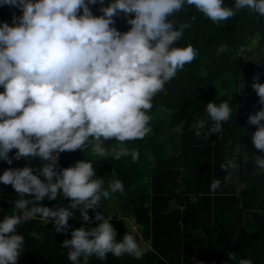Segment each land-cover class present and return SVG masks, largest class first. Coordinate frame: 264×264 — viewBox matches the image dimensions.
Here are the masks:
<instances>
[{
	"label": "clouds",
	"instance_id": "9594fccd",
	"mask_svg": "<svg viewBox=\"0 0 264 264\" xmlns=\"http://www.w3.org/2000/svg\"><path fill=\"white\" fill-rule=\"evenodd\" d=\"M4 5L21 15H13L11 26L0 22V161L11 165L24 158L31 163L38 157L42 166L0 171V185H11L16 193L13 212L0 218V264H17L23 252L19 225L39 217L51 222L55 232H68V220L77 210L83 221H90L89 209L99 223L72 229L71 238L61 244L72 264H87L92 256L103 261L109 253L142 258L134 234L127 231L118 241L112 217L95 211L102 198L123 193V183L115 179L105 189L93 163L85 159L57 171L59 154L92 142L98 157L131 156L136 161V150H106L104 142L143 139L151 130L153 97L198 55L191 45L173 46L190 25L177 27L170 17L185 5L213 22L228 20L241 9L264 16V0H234L233 6L225 0H0ZM90 5H101L102 15H93ZM121 12L134 14L127 19L131 27L126 32L114 26L113 18ZM258 80L254 77L251 87L261 107L247 123L256 126L251 134L255 149L264 151V83ZM232 111L228 102H208L205 115L194 119L195 135L220 133ZM235 151L239 153V146ZM254 163L264 172V157L255 155ZM220 168L226 173L236 169L235 158ZM219 185L216 179L210 187L214 191ZM58 195L69 201L66 207L40 203ZM228 261L253 264L233 252Z\"/></svg>",
	"mask_w": 264,
	"mask_h": 264
},
{
	"label": "trees",
	"instance_id": "16d2710c",
	"mask_svg": "<svg viewBox=\"0 0 264 264\" xmlns=\"http://www.w3.org/2000/svg\"><path fill=\"white\" fill-rule=\"evenodd\" d=\"M233 3L225 0L227 6ZM89 7L93 15H102L101 5ZM14 14L21 12L0 6V22L11 26ZM128 18L134 14L126 17L121 12L113 18L114 26L128 31ZM170 19L177 27L190 25L173 46L191 45L198 55L153 97L148 112L151 130L143 139L123 144L107 140L103 145L106 150H136L138 159L98 157L92 152V142L81 150L59 154L57 171L85 159L93 163L105 189L115 179L123 183L124 192L102 198L101 208L95 211L112 217L118 241L128 231L143 251L140 259L109 253L103 261L89 257L87 264H233L228 261L229 252L251 259L253 264H264V172L254 163L255 155L264 157V151L255 149L251 134L256 126L247 123L248 116L261 107L251 84L257 76L264 83V16L241 9L228 20L213 22L185 5ZM210 101L228 102L233 111L220 133L201 138L195 135L194 119L205 115ZM233 158L237 168L226 173L220 165ZM25 165L42 166L38 157L31 163L21 158L11 165L0 161V171ZM216 179L220 185L213 191L210 186ZM15 199L11 185H0V218L13 212ZM40 203L66 207L69 201L58 195ZM88 214L90 221L85 222L77 210L68 220V232H55L51 222L39 217L19 225L17 232L25 239L17 264H72L68 249L61 244L71 238L72 229H89L99 223L92 219V209Z\"/></svg>",
	"mask_w": 264,
	"mask_h": 264
},
{
	"label": "rangeland",
	"instance_id": "374dc122",
	"mask_svg": "<svg viewBox=\"0 0 264 264\" xmlns=\"http://www.w3.org/2000/svg\"><path fill=\"white\" fill-rule=\"evenodd\" d=\"M252 57H255V55H252Z\"/></svg>",
	"mask_w": 264,
	"mask_h": 264
}]
</instances>
